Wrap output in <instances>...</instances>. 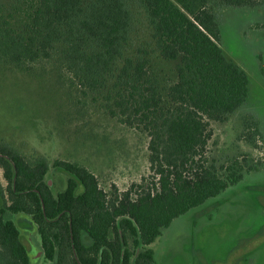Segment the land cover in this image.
Here are the masks:
<instances>
[{
	"label": "trees",
	"instance_id": "16d2710c",
	"mask_svg": "<svg viewBox=\"0 0 264 264\" xmlns=\"http://www.w3.org/2000/svg\"><path fill=\"white\" fill-rule=\"evenodd\" d=\"M147 15L160 55L179 60L178 80L166 101L146 59L127 58L112 87L110 114L149 138L151 180L108 194L78 164L27 157L0 140V264H30L28 247L7 214L29 216L42 253L53 264H155L150 247L172 223L203 206L264 164L241 155L221 165L207 147L212 122L223 123L247 102L249 77L220 45L222 32L209 0H137ZM231 8L264 0H217ZM20 3V2H19ZM19 21L0 7V60L14 65L61 61L84 90L104 87L121 58L133 16L127 0H22ZM18 22V23H17ZM245 141L255 150L264 134L253 116L243 119ZM251 130V132H250ZM258 140V141H257ZM51 169L70 178L55 195Z\"/></svg>",
	"mask_w": 264,
	"mask_h": 264
},
{
	"label": "rangeland",
	"instance_id": "374dc122",
	"mask_svg": "<svg viewBox=\"0 0 264 264\" xmlns=\"http://www.w3.org/2000/svg\"><path fill=\"white\" fill-rule=\"evenodd\" d=\"M127 1L133 16L130 38L101 89L79 86L61 61V44L55 45L50 59L35 63L14 65L0 60V140L29 158L41 154L51 162L83 166L108 194L144 185L145 178L151 180L149 138L110 114L108 97L113 95L124 61L146 59L166 101L178 80L180 63L160 55L146 13L137 0ZM209 1L220 24L224 54L247 73L250 83L246 104L227 121L211 123L214 134L207 147L208 159L221 165L250 155L264 164V143L259 142L260 149L255 150L243 138L247 116L255 118L264 134V5L231 8ZM19 2L0 0L4 16L13 13L19 21V13H14L21 7ZM69 178L63 170L51 169L46 181L57 195L66 189ZM0 180L5 184L1 168ZM8 217L21 232L30 264H53L43 256L31 218ZM150 247L155 264H264V166L176 219Z\"/></svg>",
	"mask_w": 264,
	"mask_h": 264
},
{
	"label": "crops",
	"instance_id": "0c3cea01",
	"mask_svg": "<svg viewBox=\"0 0 264 264\" xmlns=\"http://www.w3.org/2000/svg\"><path fill=\"white\" fill-rule=\"evenodd\" d=\"M6 217L8 218V220H11V219H9L8 214L6 215ZM11 221H12V220H11Z\"/></svg>",
	"mask_w": 264,
	"mask_h": 264
}]
</instances>
